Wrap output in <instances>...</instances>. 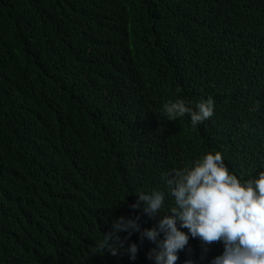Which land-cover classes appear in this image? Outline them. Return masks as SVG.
<instances>
[{
    "label": "trees",
    "instance_id": "1",
    "mask_svg": "<svg viewBox=\"0 0 264 264\" xmlns=\"http://www.w3.org/2000/svg\"><path fill=\"white\" fill-rule=\"evenodd\" d=\"M209 96L196 128L161 115ZM217 151L264 171V0H0V264H156L163 174ZM153 190L165 211L133 207ZM120 217L139 231L97 253ZM223 251L190 236L176 264Z\"/></svg>",
    "mask_w": 264,
    "mask_h": 264
},
{
    "label": "clouds",
    "instance_id": "2",
    "mask_svg": "<svg viewBox=\"0 0 264 264\" xmlns=\"http://www.w3.org/2000/svg\"><path fill=\"white\" fill-rule=\"evenodd\" d=\"M193 103L183 98L170 100L163 104L161 115L168 121L187 115L191 126L196 128L213 116L215 102L209 96L194 106ZM250 111H259V104ZM162 179L174 204L166 210L171 214L164 215L158 227L146 229L141 234L152 242H157L160 233L164 234L157 244L159 251L154 250V257L150 253V259L154 258L156 264H176L178 252L185 249L191 236L201 241L204 254L208 246L223 243V253L214 257L211 264H264V171L258 173V178L242 181L230 172L221 152L217 151L206 153L191 165L173 168L164 173ZM136 195L138 201L134 208L142 201L144 212L151 216L165 211L164 192L153 190ZM131 231H139L137 219L120 217L113 222L112 231L104 234V240L97 245V253L107 249L117 255L122 246L117 233L131 234ZM126 251L135 260L138 246L132 243ZM204 254L201 259L205 258Z\"/></svg>",
    "mask_w": 264,
    "mask_h": 264
}]
</instances>
